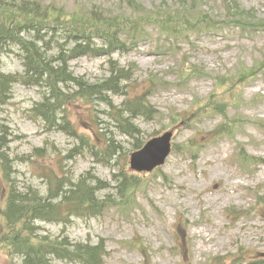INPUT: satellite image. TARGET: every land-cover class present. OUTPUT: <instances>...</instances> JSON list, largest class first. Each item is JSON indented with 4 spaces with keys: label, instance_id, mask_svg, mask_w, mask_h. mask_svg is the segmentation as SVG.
Returning <instances> with one entry per match:
<instances>
[{
    "label": "rangeland",
    "instance_id": "obj_1",
    "mask_svg": "<svg viewBox=\"0 0 264 264\" xmlns=\"http://www.w3.org/2000/svg\"><path fill=\"white\" fill-rule=\"evenodd\" d=\"M37 1L63 10L58 12L76 11L78 20L82 21L90 16L100 19L130 13L127 0ZM137 1L146 9L157 11L178 6V0ZM225 1L233 12L238 7L252 10L255 21L264 23V0H198L197 10L223 22L212 31L196 33L186 44L179 43V56L169 54L171 51H159V45L165 44L161 42L163 36H159V29L150 24L146 27L150 35L144 37L138 47L117 53L114 59L121 66L134 69L135 75L129 82L133 91L148 89L146 81L151 77L161 81L151 93V101L160 113L150 120L135 121L143 132V139L171 129H166L165 124L177 123L181 118L179 113H193L185 111L191 103L203 106L204 111H208V104L224 105L227 119H230L225 124L233 123L234 116L236 119V125L232 124L234 132L227 127L233 137L221 135L212 140L210 131L222 121L215 111L208 112L190 126L179 128L176 125L174 143L177 149L160 170L147 174L139 191L132 189L127 196L118 197L117 202L123 208L111 207L96 218H77L68 226L37 221L40 225L37 234L49 232L58 238L69 235L71 242L95 243L104 239L108 247L105 264H215L213 260L220 255L224 257L222 264H264V74L259 72L260 67L255 68L257 61L264 63V30L236 28L230 24L233 17L223 20L229 12ZM184 53L188 56L186 65H195L201 73L176 71L179 69L176 59ZM108 60V56H84L73 60L70 66L76 75L89 84H96L110 75ZM4 70L22 72L24 66L14 53H10L4 57ZM205 72L212 76L204 77ZM241 74L248 75L246 82L236 84L230 92L222 85H215L212 79H221V83L236 80ZM165 81L173 84L167 87ZM39 90L16 84L13 97L3 107L5 124L9 127L5 149L9 147L7 152L13 159L11 173L20 187L33 185L41 193L50 195L57 186L50 184L57 177L68 175L77 179L92 169L94 175L114 186L113 172L125 169L129 173L132 139L113 126L105 104L72 106L70 118L78 132L89 137L90 143H95L101 133L122 147L110 167L96 163L86 152L74 158L71 150L80 145L79 140L60 131H44L42 122L31 111L41 99ZM113 101L119 104L122 98L114 96ZM256 122L262 123L263 128ZM190 145L198 146L196 158L186 153ZM241 154L246 158L254 157L256 163L238 162L236 155ZM1 187L0 184V191ZM247 209L251 210L247 215L241 212ZM179 217L184 219L186 226L182 231L177 222ZM234 217L236 221L232 220ZM173 230L178 232L174 234ZM176 241L181 244L179 250ZM236 250L241 253V260L232 263L233 256L225 259L237 253ZM0 264H6L4 257Z\"/></svg>",
    "mask_w": 264,
    "mask_h": 264
},
{
    "label": "trees",
    "instance_id": "obj_2",
    "mask_svg": "<svg viewBox=\"0 0 264 264\" xmlns=\"http://www.w3.org/2000/svg\"><path fill=\"white\" fill-rule=\"evenodd\" d=\"M197 2L178 0L176 8L157 11L146 9L136 0H127L129 14L100 19L90 16L82 21L78 20L76 11L70 14L58 12L62 9L37 0H0V261L4 257L6 264H58V261L105 264L107 250L103 240L98 243L71 242L68 235L61 236L60 240L61 237H52L49 232L37 234L40 226L37 221L68 224L74 217H96L114 204L111 195L105 193L111 184L100 180L93 171H87L77 179L68 175L57 177L50 184L57 185L50 195L41 193L33 185L22 188L16 183L11 173L13 159L7 152L9 147L5 149L9 127L3 117V107L13 97L14 86L21 83L40 89L41 100L32 109L34 117L42 119L47 130L63 131L80 141V146L77 144L71 150L73 157L83 148L96 157L98 163L112 165L122 147L101 133L95 143H90L89 137L78 133L74 126L70 118L71 106L82 99L92 101L93 98L108 104L109 118L133 139V149H138L144 141L134 120L151 118L155 110L148 94L161 81L151 77L147 80L149 88L146 91L131 95L129 82L135 75L132 67L125 68L111 60V75L100 83L89 84L72 73L70 61L84 55H112L116 51L128 50L142 37L145 26L151 23L161 24V32L169 42L168 48L178 45L196 32L210 30L213 20L209 14L197 10ZM225 3L229 10L226 18L233 17V22L242 29L264 28L263 21H255L250 10L238 7L233 12L227 1ZM181 37L184 40L180 41ZM10 53L21 60L23 72L4 70V57ZM187 63L188 59L184 58L179 73H201L195 65ZM259 67V71H264V63L257 61L255 68ZM247 76L241 74L235 77L237 80L228 79L221 83L217 78L216 85H222L230 92L238 81H246ZM109 92L123 96L124 100L114 106ZM215 104L209 108L224 113V105L216 107ZM182 119L188 121L187 117L180 121ZM91 120L94 121L93 117ZM220 128L227 127L222 124ZM114 180L118 183L114 188L121 195L137 185L134 177L123 171L114 174ZM220 262L215 259L216 264Z\"/></svg>",
    "mask_w": 264,
    "mask_h": 264
},
{
    "label": "water",
    "instance_id": "obj_3",
    "mask_svg": "<svg viewBox=\"0 0 264 264\" xmlns=\"http://www.w3.org/2000/svg\"><path fill=\"white\" fill-rule=\"evenodd\" d=\"M172 133L151 140L145 148L132 154V166L138 170H151L154 166L164 163L170 152Z\"/></svg>",
    "mask_w": 264,
    "mask_h": 264
},
{
    "label": "bare ground",
    "instance_id": "obj_4",
    "mask_svg": "<svg viewBox=\"0 0 264 264\" xmlns=\"http://www.w3.org/2000/svg\"><path fill=\"white\" fill-rule=\"evenodd\" d=\"M2 69V68H1ZM65 263H69V262H65Z\"/></svg>",
    "mask_w": 264,
    "mask_h": 264
}]
</instances>
